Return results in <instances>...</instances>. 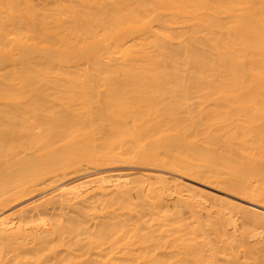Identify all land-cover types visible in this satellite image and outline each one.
Returning a JSON list of instances; mask_svg holds the SVG:
<instances>
[{
  "label": "bare ground",
  "instance_id": "6f19581e",
  "mask_svg": "<svg viewBox=\"0 0 264 264\" xmlns=\"http://www.w3.org/2000/svg\"><path fill=\"white\" fill-rule=\"evenodd\" d=\"M0 264H264V0H0Z\"/></svg>",
  "mask_w": 264,
  "mask_h": 264
}]
</instances>
